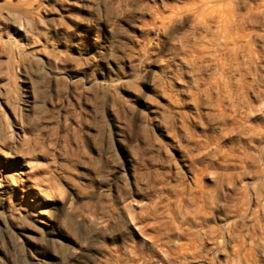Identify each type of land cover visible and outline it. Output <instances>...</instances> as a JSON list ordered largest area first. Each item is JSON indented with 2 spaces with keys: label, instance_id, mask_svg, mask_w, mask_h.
Listing matches in <instances>:
<instances>
[{
  "label": "rangeland",
  "instance_id": "rangeland-1",
  "mask_svg": "<svg viewBox=\"0 0 264 264\" xmlns=\"http://www.w3.org/2000/svg\"><path fill=\"white\" fill-rule=\"evenodd\" d=\"M0 264H264V0H0Z\"/></svg>",
  "mask_w": 264,
  "mask_h": 264
}]
</instances>
